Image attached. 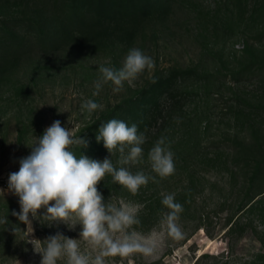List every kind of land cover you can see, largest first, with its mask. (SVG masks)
<instances>
[{"label":"rangeland","instance_id":"1","mask_svg":"<svg viewBox=\"0 0 264 264\" xmlns=\"http://www.w3.org/2000/svg\"><path fill=\"white\" fill-rule=\"evenodd\" d=\"M70 8V0H0V221H7L0 223V264H40L37 251L57 233L96 254L75 216L69 225L51 222L41 208L36 218L29 214L28 233L12 215L20 204L9 175L56 120L87 141L71 147L77 158H110L117 168L151 177L135 195L110 174L97 185L106 204L139 208L140 223L129 231L161 236L154 255L107 257L106 264H264V0H154L146 17L127 13L121 24L85 26L69 23ZM133 48L155 67L114 91L99 68H121ZM172 70L195 72L179 75L174 93L181 105L142 145L140 162L120 164L119 151L97 143L99 119ZM89 99L102 107L89 113L82 107ZM162 137L174 153L175 173L167 178L148 158ZM168 194L183 207L179 239L166 227Z\"/></svg>","mask_w":264,"mask_h":264},{"label":"clouds","instance_id":"2","mask_svg":"<svg viewBox=\"0 0 264 264\" xmlns=\"http://www.w3.org/2000/svg\"><path fill=\"white\" fill-rule=\"evenodd\" d=\"M154 67L153 58L133 48L129 50L121 68L101 65L99 71L102 81L112 82L116 86L114 91H119L125 81L134 80L146 69L152 70ZM95 87L97 91L93 93L94 96L99 94L102 83L98 81ZM82 107L92 113L102 106L89 99ZM96 139L103 140L109 153L119 151L122 165L136 164L143 157L145 137L138 134L135 124L128 126L122 120L111 119L101 125ZM73 145L86 147L87 141L56 120L45 129L31 154L20 160L19 170L9 175L8 189L19 197L20 204V211H13L12 215L28 226V233L33 232L29 214L36 218L38 210L46 208L45 216L51 222L69 225L73 216L77 217L82 225L80 237L96 250L93 256L81 250L77 239L57 233L48 237L46 246L37 251L42 257L40 264H57L62 258H66L67 264H106L107 257L124 258L134 253L154 255L161 243L159 233L144 235L129 231L133 225L140 223L137 218L139 208L131 204H106L97 187L110 174L114 181L135 195L141 186L148 184L151 177L143 172L132 173L125 167L117 168L110 158L102 161L86 155L77 158L71 151ZM126 148L128 152L124 155ZM148 158L152 170L161 178L175 173L174 153L166 145L165 138L155 143ZM162 204L170 209L166 216L168 235L181 238L177 221L183 211L182 205L175 201L174 194L164 196Z\"/></svg>","mask_w":264,"mask_h":264},{"label":"trees","instance_id":"3","mask_svg":"<svg viewBox=\"0 0 264 264\" xmlns=\"http://www.w3.org/2000/svg\"><path fill=\"white\" fill-rule=\"evenodd\" d=\"M70 3V12L67 14L69 23L83 26L91 22L121 24L123 15L127 13L146 17L154 6V0H70ZM182 73L195 74L192 70H172L169 75L160 76L158 80L144 86L136 94L120 100L107 109L98 121L100 127L111 119L122 120L128 126L135 124L138 134L145 137L143 145H147L148 139L164 125V118L182 103L174 93V87ZM97 143L104 145L103 140ZM262 161L257 159L255 172H259L258 167Z\"/></svg>","mask_w":264,"mask_h":264}]
</instances>
